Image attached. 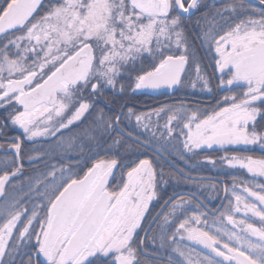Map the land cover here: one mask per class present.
<instances>
[{
  "label": "snow or ice",
  "instance_id": "snow-or-ice-1",
  "mask_svg": "<svg viewBox=\"0 0 264 264\" xmlns=\"http://www.w3.org/2000/svg\"><path fill=\"white\" fill-rule=\"evenodd\" d=\"M258 3L259 8L245 0H225L215 9L212 27L202 33L220 74L217 87L225 91L215 106L203 111L168 106L147 114L150 118L172 113L165 130L171 136L176 121L177 135L183 137L182 147L188 152L213 145L259 144L264 149V125L257 130V117L264 119V0ZM198 6L199 0H54L37 18L42 0H0L4 120L18 126L28 140L55 137L95 107L89 97L116 88L122 69L145 55L151 67L135 77L134 90L182 85L189 61L182 23ZM173 51L181 54H168ZM197 82L211 91L199 64L190 86L195 88ZM126 115H134L138 125L146 118L131 109ZM99 119L104 132L122 122L121 115L110 121L102 115ZM12 139L15 142L8 147L19 160L22 142L19 137ZM118 144L114 139L105 151ZM222 159L229 167L264 176V158L225 155ZM19 171L17 167L0 175V193L10 175ZM56 172L52 165L48 172L52 181L37 192L39 203L0 205V264L25 241L34 243L22 264H34V255L42 256L43 264H98L100 260L139 264L137 249L144 239L137 241L138 229L156 197L163 171L158 172L147 158L123 164L100 158L83 175L64 166L59 177ZM184 207L182 200L173 203L164 223L169 224V215ZM215 211L219 216L212 225L197 207L178 223L172 221L175 227L167 237L162 226L160 247L165 246V238L176 244L172 251L179 259L174 264H264V185L256 191L233 184L231 198ZM225 219L230 228L223 226ZM177 237L203 246L207 254H197L194 260L191 249H182Z\"/></svg>",
  "mask_w": 264,
  "mask_h": 264
},
{
  "label": "trees",
  "instance_id": "trees-1",
  "mask_svg": "<svg viewBox=\"0 0 264 264\" xmlns=\"http://www.w3.org/2000/svg\"><path fill=\"white\" fill-rule=\"evenodd\" d=\"M206 1L208 2L209 0H205V4L199 7L188 23L183 19L182 29L189 63L183 77V83L178 87L177 92L172 98L167 96L154 97L150 94L135 93L133 88L134 78L138 74H141L142 71L150 70L151 67L152 61L149 60L150 58L145 57L128 71V75L119 76L116 88H105L102 90L101 95L97 96L96 99L93 98L95 107L86 113L81 121L69 126L67 129L61 130L55 137L51 136L46 139L33 141L21 139L22 148L20 159L17 160L14 152L10 153V167L14 169L20 167L21 173L12 179L9 186L12 192L19 191L23 195L21 202L26 203L23 207H28L32 203H39L37 192L43 191V185L52 181V177L48 176L52 165L56 166V176L59 177L61 174V166H64L66 169H71L72 172L78 175H83L87 167L91 166L95 159L100 158H115L121 164L126 162L131 163L133 161L138 162L140 159L145 158L150 159L158 172L163 171V177L158 183L156 197L150 202L143 218L142 226L138 229L137 241L141 238L144 239L142 247L149 254H143L139 247L137 249V260L139 264H172L163 258L169 259V257H172L175 260L179 259L178 255L172 251L176 247V244L169 242L165 238V246L163 248L160 247L159 237L162 233V226L167 237L175 227L171 222L175 221L178 223L179 220L191 215L197 207H199L200 212L207 214L204 218L208 220L209 225H212V222L216 220V216L207 213L202 204L205 207L210 206L211 208H215L217 201H219L221 186L214 180H207L209 176L205 175L219 176L227 186L230 185L227 179L231 180V183L235 185H255L254 182H251L249 175H247L244 169L238 166L229 167L222 158L225 155H233L234 153L256 158L262 157L261 154L263 152L256 150L251 153L247 149L227 151L219 154L215 149L207 151L198 149L194 152H188L182 147L183 137L177 135L180 131V125L176 121H173V134L171 136L165 130L167 118L172 113L165 111L159 117L151 115L150 118H147V114L153 113L154 110L160 108H167L168 106L173 108L185 106L191 110L201 111L204 109H212L213 103H202L199 97L201 96L200 93L197 89H192L190 86L196 77V71L193 73L191 71L196 64L200 65L201 73L207 74L206 76L211 82H213L212 76L214 74L215 78H217V73L211 67L214 66V53L203 42L202 33L212 27L215 9L220 8L225 0L212 4H206ZM43 9L44 4L36 13L37 18L43 14ZM175 55H179V53ZM120 85L124 86L123 91L120 90ZM129 109L137 115L145 114L146 118L138 125L134 121V115L131 118L127 117L126 114ZM121 112L123 113L121 114ZM119 114H121L122 118V122L119 124L120 129L154 146L162 154L155 152L153 149L135 140H131L123 135L117 127L115 130L102 131L100 126L103 124V121L99 117L102 115L104 121H110ZM145 123L149 125L147 129L143 127ZM261 125L264 124L262 119L258 117L257 130H262ZM13 133L10 130V137H12L11 135ZM114 139H118L120 144L113 145L110 151L106 152L105 149H108L112 145ZM12 142L15 141L12 140ZM163 155L171 160L182 172L191 176H197L198 178L192 177V179H188L182 176L170 165ZM126 170L125 168L124 171ZM115 172L119 176L120 169L117 168ZM65 175H68V173L65 172ZM199 176L204 179H201ZM38 180L42 182L40 185L36 184ZM179 191H189L194 195L183 194L175 198L172 204L182 200L185 202V207L177 209L176 214L169 215L170 223L165 224L164 216L171 212V204L168 210L157 219L152 228L146 232L148 230L146 229L147 225L157 210L172 194ZM208 193H211L209 195L212 196V201L207 197ZM237 218H240L239 215ZM204 230L208 229L205 228ZM177 240L181 248L185 251L191 249V255L194 260L197 258V254H204L197 247L196 243L188 241L187 239L179 240V237H177ZM152 242L154 244H151ZM32 243L34 241L20 243L15 253L3 257V264H22V262H25L28 258L27 252L32 251ZM174 253L176 256L173 255ZM151 254H158L160 257L157 259L151 256ZM36 261H39V264H43V261L33 256L34 264H36ZM98 264H104V261L100 260Z\"/></svg>",
  "mask_w": 264,
  "mask_h": 264
},
{
  "label": "flooded vegetation",
  "instance_id": "flooded-vegetation-1",
  "mask_svg": "<svg viewBox=\"0 0 264 264\" xmlns=\"http://www.w3.org/2000/svg\"><path fill=\"white\" fill-rule=\"evenodd\" d=\"M52 2H54V0H42V3L44 4V9H43V13H44V11H45V9H46V7L50 4V3H52ZM205 4V0H200L199 1V6H198V8L197 9H195V11L193 12V14L192 15H190L189 17H184V20H185V22L186 23H188L189 21H190V19L194 16V14L196 13V11L199 9V7L200 6H202V5H204ZM4 40V37L3 36H0V41H3ZM180 55V54H179ZM145 57H147V56H145ZM144 57V58H145ZM148 58V57H147ZM149 60H151V59H149ZM188 63H189V61H188ZM214 70H215V67L214 66H211ZM186 68H188V65L186 66ZM215 73H217V78H215V74L212 76V78H213V82H211L210 80H209V85L211 86L210 88H214V91H213V88H212V91H213V93L212 94H206L205 92L203 93L202 91H201V93H200V95L201 96H199L200 97V101L202 102V103H205V104H207V103H213V106H215V104H216V101L217 100H219L223 95H225V91L223 90V89H221V88H218L217 87V85H218V83H219V78H218V76H220V74L215 70ZM205 75H207V74H205ZM235 90H239V89H235ZM135 93L136 94H150V95H152V96H154V97H160V96H167V97H169V98H172L174 95H175V93L174 94H172V95H167V94H161V95H159V96H155L153 93H150V92H148V91H146L145 89H135ZM94 99H96V97H93ZM123 113V112H122ZM7 115V109L6 108H0V125H7L6 127H0V145H2V147H0V175H3L5 172H8V173H12V172H14L15 170H14V168H11L10 167V153L11 152H14V150H12L11 148H9L8 146L10 145V143L12 142V137L10 138V130L12 131V132H14V133H16L17 135H19V137H20V134L19 133H17L16 132V130H14L11 126H10V122H8V121H6V120H4V117ZM257 119H258V117H257ZM262 122H263V124H264V119H262ZM122 133V132H121ZM123 135H125L126 137H128V138H130L131 140H133L131 137H129L128 136V134H124V133H122ZM202 149V151H207V150H210V149H215V150H217L218 151V154L219 153H225V152H227V151H233V150H240V149H247L249 152H251V153H253V152H255L256 150H259V151H261V152H263L262 154H261V156L262 157H256L257 159L258 158H264V149H261V147H260V145L259 144H256V145H226V146H224V147H221V146H219V145H213V147L212 148H201ZM155 151V150H154ZM156 152V151H155ZM233 155H238V154H233ZM175 165V164H174ZM172 166V165H171ZM173 167V166H172ZM239 167V166H238ZM173 168H175V167H173ZM176 169V168H175ZM242 169H244V168H242ZM177 170V169H176ZM246 172H247V175H249V179L251 180V182H254V184L255 185H246V186H248V187H252L253 188V190H256V191H258L259 190V187L261 186V185H264L263 184V182H264V176H260V175H255V174H253V173H249L248 171H247V169H244ZM114 171H116V169L114 170ZM182 176H185L186 178H188V179H190L191 177H188L187 175H189V174H187V173H184V172H181V171H179V170H177ZM184 174H186V175H184ZM205 176H209L208 177V179L207 180H214L215 182H218L219 184H220V186H221V193H220V197H219V201H217V205L215 206V208H211L210 206V208L207 206V207H205L203 204H202V206H203V208H204V210L207 212V213H209V214H211V215H213V216H216V218L219 216V212L218 211H215V210H217V209H220L221 207H222V205H225V204H227V200L228 199H230L231 198V194L229 193L230 192V190H231V188H232V186H233V184L231 183V180H229V179H227V181H228V183L230 184V185H226L225 184V182H224V180L221 178V177H219V176H212V175H205ZM16 176L14 175H12V177H11V179H9L8 180V182L5 184V188H4V191H3V193L1 194V197H0V200L3 198V194H4V192H5V190L7 189V187L9 186V184H10V182L12 181V179L13 178H15ZM199 177H201V176H199ZM192 179V178H191ZM201 179H204L203 177H201ZM234 183H235V181H234ZM241 185H237V188L239 189V187H240ZM225 189H228V191H227V193H226V191H225ZM175 194V193H174ZM174 194H172V195H174ZM171 195V196H172ZM170 196V197H171ZM179 196H181V195H179ZM178 196V197H179ZM170 197L162 204V206L157 210V212H156V214L150 219V221H149V224L147 225V228L146 229H148V227H149V225H150V223L152 222V220L158 215V213L162 210V208L164 207V205L166 204V202L170 199ZM177 198V197H176ZM175 199V198H174ZM173 199V200H174ZM172 200V201H173ZM171 204H172V202L171 203H169V205L164 209V211L157 217V219L161 216V215H163L164 213H165V211L166 210H168V208H169V206H171ZM157 219H156V221H157ZM155 221V222H156ZM226 219L224 220V225H226ZM155 224V223H154ZM153 224V225H154ZM223 225V226H224ZM216 226H221L219 223H217V225ZM152 228V227H151ZM146 232H147V230H146ZM144 236V235H143ZM142 236V237H143ZM254 241H255V239L256 238H252ZM140 250H141V252L144 254V253H147V255L149 254L146 250H144V247H142V245L140 246ZM205 254V253H204ZM151 256H154V257H156L157 259H159V257H160V255H158V254H151ZM161 256H163V255H161ZM36 257V256H35ZM163 257H167V256H163ZM38 258V257H37ZM164 260H166V261H168V262H170V263H172V264H174V261H175V259H173L172 258V261L171 260H169V259H166V258H163Z\"/></svg>",
  "mask_w": 264,
  "mask_h": 264
},
{
  "label": "rangeland",
  "instance_id": "rangeland-1",
  "mask_svg": "<svg viewBox=\"0 0 264 264\" xmlns=\"http://www.w3.org/2000/svg\"><path fill=\"white\" fill-rule=\"evenodd\" d=\"M219 1H221V0H209L208 2L206 1V4L208 3V4H212V3H214V2H219ZM17 35L19 34V33H16ZM182 51V50H181ZM181 51H173V52H171V53H179V54H181ZM145 56H147V55H145ZM143 59V58H142ZM142 59H138L137 60V62H139V61H141ZM136 62V63H137ZM135 63V64H136ZM197 65V64H196ZM134 65H130V66H128V67H126V68H124V69H122V75H128V71H130L131 70V68L133 67ZM192 71V73L193 72H195L196 71V66L195 67H193V69L191 70ZM201 75H204V76H206L205 74H203V73H201ZM121 76V75H120ZM207 77V76H206ZM119 77H117V79H118ZM208 78V77H207ZM135 79V78H134ZM194 80H196V77L194 78ZM193 80V81H194ZM189 84H190V82H189ZM209 87H211L210 85H209ZM134 88V87H133ZM192 89H197V91L199 92V93H201V91L204 93H206V94H212L213 93V91H212V88H211V91H209V90H207V89H204V88H202V86H201V84L199 83V82H197V86L195 87V88H193L192 87ZM87 95V94H86ZM89 99H91V100H93L94 101V99H93V97H89ZM0 108H2V107H0ZM83 118V117H82ZM81 118V119H82ZM134 121L136 122V119H134ZM144 121V120H143ZM142 121V122H143ZM77 122H79V121H77ZM77 122H75V123H77ZM74 123V124H75ZM137 123V122H136ZM73 124V125H74ZM10 126L14 129V130H16V132L17 133H19L20 134V137H19V135H17L16 133L14 134H12L11 136H12V138L13 137H19L20 138V140L21 139H26L23 135H22V130L21 129H19V127L18 126H14V125H12L11 123H10ZM72 126V125H71ZM49 137H51V136H47V137H35V138H33V139H31L32 141L33 140H38V139H46V138H49ZM11 138V137H10ZM26 140H28V139H26ZM11 143H14V142H11ZM10 143V144H11ZM202 148H208L207 146H203ZM17 168V167H16ZM16 168L14 169V170H16ZM21 173V169H20V171L19 172H17L16 173V175L15 176H17V175H19ZM210 185V184H209ZM13 191H15V190H13ZM21 192H19V191H16V192H12V190L10 189V186H9V188L8 189H6L5 190V192H4V194H3V198H2V201H0V205H4V204H10V203H12L13 201H16V202H18V207H21V206H25L26 205V203H22L21 202V198L23 197V195L22 194H20ZM230 194H231V190H230V192H229ZM209 194H211V193H208L207 194V197L209 198V200L210 201H212V196L211 195H209ZM217 225V224H216ZM215 225V226H216ZM225 227H228V228H230L231 227V225L230 224H228L227 223V221H226V225H224ZM218 227V226H217ZM253 238H255V237H253ZM151 244H154L153 242L151 243ZM28 252H30V251H28ZM27 252V253H28ZM173 255H175L176 256V254L174 253ZM41 261H43V257L42 256H40V257H38ZM195 259H197V258H195Z\"/></svg>",
  "mask_w": 264,
  "mask_h": 264
},
{
  "label": "water",
  "instance_id": "water-1",
  "mask_svg": "<svg viewBox=\"0 0 264 264\" xmlns=\"http://www.w3.org/2000/svg\"><path fill=\"white\" fill-rule=\"evenodd\" d=\"M199 1H200V0H199ZM245 2H247V3H251L252 5H254V6L257 7V8L260 7V5H259V3H258V0H245ZM194 11H195V9L191 10V12H190L189 14L185 15V17H189L190 15L193 14ZM178 87H179V86H175V87H172V88L162 87V88H159V89H145V90L148 91V92H150V93H153L155 96H159V95H161V94L172 95V94H174V93L177 91ZM121 114H122V112H121ZM121 114H119V115H121ZM117 128H118V129L120 130V132H121L122 129L119 128V125L117 126ZM122 133L127 134V133H125L123 130H122ZM128 136H129V135H128ZM129 137H131L133 140L137 141L138 143H140V144H142V145H144V146H146V147H148V148H151V149L155 150L156 152L162 154L161 151H159V150H158L157 148H155L154 146L148 144L147 142H145V141H143V140H140V139H138V138H135V137H133V136H129ZM163 156H164V155H163ZM164 158L170 163V165H172L173 167H175L177 170L181 171V170H180L176 165H174V163H173L171 160H169L166 156H164ZM181 172H182V171H181ZM10 174H11V173H10ZM184 175H186V174H184ZM187 176H188V177H191V178H192V177H193V178H198L197 176H191V175H187ZM11 177H12V175H10L9 179H11ZM7 182H8V181H6V183H7ZM6 183H5V184H6ZM1 194H2V193H0V197H1ZM183 194L194 195V194H192V193L189 192V191H179V192L175 193L174 195H172V196L170 197V199L166 202V204L164 205V207L162 208V210H161V211L158 213V215L152 220V222L150 223V225H149V227H148L147 232L151 229V227H152L153 224L155 223L157 217H158V216L164 211V209L169 205V203H171L172 200H173L174 198L178 197L179 195H183ZM196 245H197V247H198L199 249H201L205 254H207V250H206V249H203V246L198 245V244H196ZM28 253H29V252H28ZM166 259H168V258H166ZM169 260H170V259H169ZM171 261H172V260H171Z\"/></svg>",
  "mask_w": 264,
  "mask_h": 264
}]
</instances>
